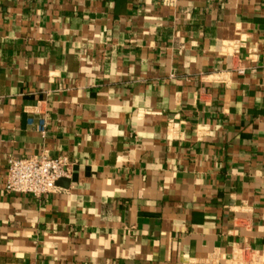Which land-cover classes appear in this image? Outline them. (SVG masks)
Returning a JSON list of instances; mask_svg holds the SVG:
<instances>
[{
	"label": "crops",
	"instance_id": "crops-1",
	"mask_svg": "<svg viewBox=\"0 0 264 264\" xmlns=\"http://www.w3.org/2000/svg\"><path fill=\"white\" fill-rule=\"evenodd\" d=\"M0 264H264V0H0Z\"/></svg>",
	"mask_w": 264,
	"mask_h": 264
},
{
	"label": "built area",
	"instance_id": "built-area-1",
	"mask_svg": "<svg viewBox=\"0 0 264 264\" xmlns=\"http://www.w3.org/2000/svg\"><path fill=\"white\" fill-rule=\"evenodd\" d=\"M177 0H164L174 4ZM33 122V118H30ZM47 118L42 115L38 127L42 134L47 133ZM70 160L60 154L52 156L47 153L30 156H9L5 187L17 193L41 196L52 192L57 187L60 177L70 172Z\"/></svg>",
	"mask_w": 264,
	"mask_h": 264
}]
</instances>
